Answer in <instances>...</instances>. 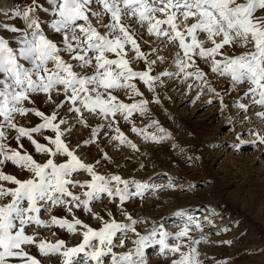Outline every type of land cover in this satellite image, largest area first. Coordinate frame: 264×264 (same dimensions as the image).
Segmentation results:
<instances>
[{"label":"snow or ice","instance_id":"6c2138e0","mask_svg":"<svg viewBox=\"0 0 264 264\" xmlns=\"http://www.w3.org/2000/svg\"><path fill=\"white\" fill-rule=\"evenodd\" d=\"M0 17V264H151L149 250L162 264H205L208 217L180 210L186 222L170 231L129 210L150 192L195 184L101 171L119 165L100 145L140 152L122 123L144 142L172 139L158 120L136 118L176 82L195 92L192 103L207 95L229 124L249 126L236 149L264 146V0H18ZM81 128L88 138L73 143Z\"/></svg>","mask_w":264,"mask_h":264},{"label":"rangeland","instance_id":"374dc122","mask_svg":"<svg viewBox=\"0 0 264 264\" xmlns=\"http://www.w3.org/2000/svg\"><path fill=\"white\" fill-rule=\"evenodd\" d=\"M17 2L14 0L13 5ZM220 86L227 85L221 81L217 87ZM158 91L161 104L150 105L151 116L136 118V124L144 127L151 119H156L173 138L162 144L144 142L130 131L129 125L122 123V130L139 146L140 152L127 148L117 150L114 144L102 142L100 146L119 167L109 164L101 171L141 180L151 177L150 183L156 186L166 185L170 178L178 179V187L195 184L194 190L184 193L178 190L150 192L139 202L140 207L133 202L129 210L135 209L134 215L158 220L170 231H177L186 222V218L175 215L180 210L199 221L208 217L211 223L203 224V235L207 239L199 245L201 259L206 258L205 264L224 261L227 264H264V146L242 144L236 149L234 145L239 141L235 133L244 132L249 126L229 124L227 118L231 113L226 112L221 117L218 101L206 104L207 95L192 103L195 92L186 93L176 82ZM145 94L149 98L152 96ZM225 102L230 103L231 97ZM91 122L96 123L94 119ZM259 127L264 128V125ZM88 134L87 129L81 128L75 133L73 143L87 139ZM242 139L251 140L252 137L245 134ZM82 155L89 161L98 158L96 146L85 148ZM5 170L15 171L11 166ZM45 235L49 239H65L69 244L78 242V238L64 232H59L57 237H52L51 232ZM193 235L199 239L201 233L194 231ZM149 255L151 264H162V257L156 250H149ZM43 264H58V259L46 258Z\"/></svg>","mask_w":264,"mask_h":264},{"label":"bare ground","instance_id":"6f19581e","mask_svg":"<svg viewBox=\"0 0 264 264\" xmlns=\"http://www.w3.org/2000/svg\"><path fill=\"white\" fill-rule=\"evenodd\" d=\"M13 1L14 0H11L10 2H8V0H3L1 3H0V8H8L9 6H12L13 5ZM2 4V5H1Z\"/></svg>","mask_w":264,"mask_h":264}]
</instances>
